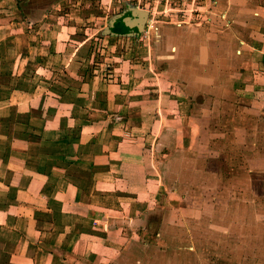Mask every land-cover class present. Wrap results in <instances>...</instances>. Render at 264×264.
<instances>
[{
	"label": "crops",
	"instance_id": "crops-1",
	"mask_svg": "<svg viewBox=\"0 0 264 264\" xmlns=\"http://www.w3.org/2000/svg\"><path fill=\"white\" fill-rule=\"evenodd\" d=\"M74 3L0 0V264H198L264 196V0L106 69Z\"/></svg>",
	"mask_w": 264,
	"mask_h": 264
},
{
	"label": "rangeland",
	"instance_id": "rangeland-1",
	"mask_svg": "<svg viewBox=\"0 0 264 264\" xmlns=\"http://www.w3.org/2000/svg\"><path fill=\"white\" fill-rule=\"evenodd\" d=\"M62 7H60L61 12L65 10L62 11ZM68 7L75 11L70 17L71 22L76 24L78 33L90 40L86 44L88 49H91L89 60L97 66L104 64L103 69H106L107 65L135 60L136 58L132 57V49L136 51L140 47L145 50L150 42L148 35L153 32V29L146 26L139 35L109 28V21L113 17L124 13L128 8H137L135 3L125 1L116 3V0H79V4H69ZM158 23L177 27L176 19H170L162 12L156 15L152 25L157 27ZM258 185L261 188L259 189L258 186L255 188L262 191L264 181L259 182ZM256 204L257 210L252 211L250 215L247 213L249 218H245L242 224L236 223L234 229L229 231L226 244H220V247H217L211 241L208 244V251H204V246H197L192 254L204 252V260L198 264H264V196L259 197ZM187 236L189 239V235ZM199 246L200 250H198ZM160 247L161 245L156 246L155 250L161 249ZM195 263L193 260V264Z\"/></svg>",
	"mask_w": 264,
	"mask_h": 264
},
{
	"label": "built area",
	"instance_id": "built-area-1",
	"mask_svg": "<svg viewBox=\"0 0 264 264\" xmlns=\"http://www.w3.org/2000/svg\"><path fill=\"white\" fill-rule=\"evenodd\" d=\"M124 1L135 3L138 9L148 12L145 26L153 31L156 27L152 22L161 12L170 19L175 18L177 27L189 28L202 22H209L210 17L217 12L216 0H116V3ZM150 23L152 26L149 25Z\"/></svg>",
	"mask_w": 264,
	"mask_h": 264
},
{
	"label": "water",
	"instance_id": "water-1",
	"mask_svg": "<svg viewBox=\"0 0 264 264\" xmlns=\"http://www.w3.org/2000/svg\"><path fill=\"white\" fill-rule=\"evenodd\" d=\"M148 12L138 8H128L124 13L109 21V28L120 32L139 35L145 28Z\"/></svg>",
	"mask_w": 264,
	"mask_h": 264
}]
</instances>
